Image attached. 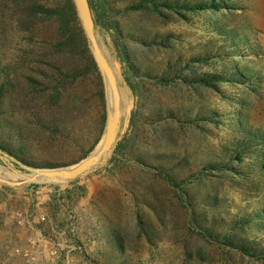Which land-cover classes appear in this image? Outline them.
<instances>
[{
  "label": "rangeland",
  "instance_id": "rangeland-1",
  "mask_svg": "<svg viewBox=\"0 0 264 264\" xmlns=\"http://www.w3.org/2000/svg\"><path fill=\"white\" fill-rule=\"evenodd\" d=\"M107 1L120 38L111 27L96 33L120 87L121 151L75 179L86 188L75 202L60 194L70 181L0 184V264H264V226L255 219L264 207V147L235 160L242 128L264 133V0H216L222 8L205 11ZM36 2L66 0H0V67L10 81L0 95V140L24 153L2 151L0 175L14 180L4 169H20L14 160L62 166L89 156L107 119L109 91L90 65L78 14L80 50L59 48L57 22L32 15ZM130 69L134 91L123 80L135 81ZM64 72L78 76L62 80ZM212 76L224 80H199ZM247 244L261 258L238 249Z\"/></svg>",
  "mask_w": 264,
  "mask_h": 264
},
{
  "label": "trees",
  "instance_id": "trees-1",
  "mask_svg": "<svg viewBox=\"0 0 264 264\" xmlns=\"http://www.w3.org/2000/svg\"><path fill=\"white\" fill-rule=\"evenodd\" d=\"M30 0H18L19 6L24 5V4H28ZM89 1V5H90V9H91V13L95 22V30L100 31V32H104V31H108L107 27H111L112 29H114L115 33H117V36L120 35V32L118 31V27H117V21L116 19L113 18V15H109V13L112 11L111 7H110V2L107 0H88ZM158 0H137L136 2L130 4V6L126 7L125 10H138L141 9L143 7L146 6H154L152 8H157L158 6H164L170 9H173L174 11L178 10V6H180L179 8H185L188 9L189 11H202V10H207L208 8H216L217 10H220L222 8V4L221 1H216V0H202L200 3H191V1L186 2L183 5H178L177 3L173 2V3H158ZM30 10H31V14L32 15H43V16H47L50 17L52 19H55L58 25V31L61 33V37L62 39L60 41H58V45L59 48L62 47L64 48H69V49H76L79 51L80 50V44H79V38L77 37V33H75V31H73L72 29V22H76L78 20L77 18V12H76V8L73 4L72 0H66V2L63 5H58V6H52V7H46V5H44V3H33L30 6ZM105 24H107L105 26ZM105 27V29H104ZM79 35L81 36L82 42L84 43V46L86 47V51L88 50L87 47V43L83 37V31L80 29L78 30ZM120 38V36H118ZM115 46L118 47V43L115 41ZM89 62L90 65L93 66L94 68L96 67L95 62L91 59V56L89 57ZM125 60L126 58L121 57V60ZM198 61H203V58H199L197 59ZM185 64V63H184ZM184 64H181L180 66H183ZM88 67L90 68V66L88 65ZM186 67H180V71L177 70L175 72V77H179L181 72L185 69ZM83 70V69H82ZM131 70V69H130ZM7 74V72H5L4 67H0V78H2V81H0V95L3 93L4 88L10 84V81L3 79V76H5ZM61 74V73H59ZM62 77H60L62 80H68L70 79L71 81H73L78 75H76V73L72 74L71 72H64L62 73ZM123 80L125 82H127V84L129 85V87L131 88L132 91H134L137 87H138V82L136 81V76L134 75H138L137 72H134V70H131V77L134 78V82L133 80L130 78H128L126 76V74H123ZM71 76V77H69ZM214 78V80L219 81V80H224L223 77L221 76H212L210 79H207L206 77H202L200 78V82H204V84L206 85H210L211 84V79ZM159 82H163V79L160 80ZM67 83L60 85V86H66ZM60 86H57V88H59ZM238 143H237V152L235 155V160L237 162H242V150H252V148L254 147H264V133L262 131H254L253 129H251L250 127L246 128H242L240 135H239V139H238ZM22 147V146H21ZM0 150L4 151L6 153H8L11 156L14 157H19L18 154L19 153H23V151L20 148H17V151H15L13 148H10L4 141L0 140ZM254 150V149H253ZM121 151V143H117V145H115L114 147V151L111 157V161H115L117 159V153H119ZM24 154V153H23ZM20 158V157H19ZM26 163V162H25ZM35 167H39V168H43V167H57V166H61V164L59 163H52L49 164L47 166H42L41 164L37 163L34 164ZM161 174H163L160 171ZM70 185H72V187L64 190V192H61V196L62 198H66L67 200H71V201H77L79 198L83 197L86 193V188L83 185H78L77 184V180H73L69 182ZM36 187L39 186V184H30L28 185V187ZM3 188L6 189H11V187L9 186H2ZM55 188L57 189L58 187L55 186ZM56 193L59 194L56 190ZM264 205V202H263ZM71 209V207H70ZM255 219H260V223H258L261 226H264V207L262 212H257L255 215ZM253 220V219H251ZM210 238L212 237V233H209L208 235ZM212 239L216 240L217 239L215 237H212ZM240 246V245H239ZM239 250H241V252L243 254H246L250 257H255V258H261V256H259L256 252L257 249H255L253 246H251L250 244H247L245 246H240L238 248Z\"/></svg>",
  "mask_w": 264,
  "mask_h": 264
},
{
  "label": "water",
  "instance_id": "water-1",
  "mask_svg": "<svg viewBox=\"0 0 264 264\" xmlns=\"http://www.w3.org/2000/svg\"><path fill=\"white\" fill-rule=\"evenodd\" d=\"M74 4L88 40L93 59L109 91L107 119L103 138L89 156L74 164L36 168L12 158L20 165V169L12 168L11 166H6L4 169L12 170L20 177V179L14 180L0 175V184L2 185L9 187H22L27 184L73 181L102 164L112 154L113 148L117 142L123 119L122 97L118 84V78L112 64L99 42L89 1L74 0ZM7 159L8 156L3 154L0 150V160Z\"/></svg>",
  "mask_w": 264,
  "mask_h": 264
}]
</instances>
